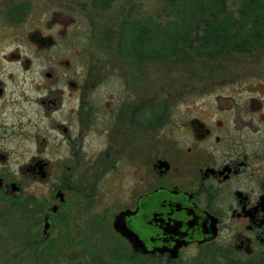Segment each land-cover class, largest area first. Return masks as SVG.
Returning a JSON list of instances; mask_svg holds the SVG:
<instances>
[{"label": "flooded vegetation", "instance_id": "af4514ba", "mask_svg": "<svg viewBox=\"0 0 264 264\" xmlns=\"http://www.w3.org/2000/svg\"><path fill=\"white\" fill-rule=\"evenodd\" d=\"M13 11L7 25L32 24ZM58 16L45 22L55 34L21 41L30 52L66 38L75 19ZM116 42L114 55L107 39L109 54L38 55L43 84L8 93L0 82V227L13 262L264 264V72H188L178 86L171 71L163 87L161 62L121 56ZM5 58L26 74L38 63L19 49Z\"/></svg>", "mask_w": 264, "mask_h": 264}, {"label": "rangeland", "instance_id": "374dc122", "mask_svg": "<svg viewBox=\"0 0 264 264\" xmlns=\"http://www.w3.org/2000/svg\"><path fill=\"white\" fill-rule=\"evenodd\" d=\"M164 4L165 0H117L112 9L97 11L92 9L90 0H0V82H4L8 93L19 87L31 86V81L33 86L43 84L42 76L47 71V65L49 64L46 65L44 61L41 63L37 58L38 55L46 57L67 56L79 54L80 51L83 56L109 54V52L114 55L116 54L117 32L122 22L147 16L159 21ZM17 8L21 10V14H18L19 18L21 15L23 19L30 16L32 24H28L26 21L20 23L19 20L16 21L15 19L12 22L13 24L11 23L14 27L7 25L5 13ZM57 14H60L57 17L58 19H62L63 14L65 15L63 17L65 20L75 19V24L69 30V34H67L66 38H61L58 46L49 52H30L31 50L27 49L21 41L26 40L25 37L30 33L34 35L55 34L57 29L49 28L45 22L46 20L51 22L52 18ZM106 39L113 41V46L109 52L102 47L103 44L105 45ZM18 49L20 52L24 51L25 54H30L34 60L38 61L31 74H26L24 69L10 63V58L6 60L7 58L5 57L8 54L16 52ZM222 66L220 71L224 72L226 77L240 72H264V53L255 57L245 56L223 60ZM152 71L155 73L156 80L160 81L159 85L163 87L169 86L170 83H168L169 80H166V78L160 77L169 75L171 71L174 72L176 75L172 76L177 77L176 81L178 86H180L185 81L184 77L186 74L191 72V65L174 66L170 62H167V64L160 63L153 67ZM25 80L26 83L24 84ZM245 80H247V83L242 86L254 85L258 82V80L249 78ZM240 81L237 79L235 82L240 83ZM153 83L154 79H152V84L147 87V90L155 87ZM223 84L227 85L226 83ZM13 146L14 144L12 143L6 144V148ZM19 161L21 160L14 157L10 158L7 164L2 166V170H13ZM1 229L0 227V264H15L12 259V240H10V237L3 235ZM104 243L103 246L105 245L106 248H110L115 244L114 239L107 232L104 237Z\"/></svg>", "mask_w": 264, "mask_h": 264}, {"label": "trees", "instance_id": "16d2710c", "mask_svg": "<svg viewBox=\"0 0 264 264\" xmlns=\"http://www.w3.org/2000/svg\"><path fill=\"white\" fill-rule=\"evenodd\" d=\"M116 1L90 4L107 11ZM117 39L121 56L191 65L193 73L220 71L223 60L264 53V0H165L159 21L149 16L125 20Z\"/></svg>", "mask_w": 264, "mask_h": 264}, {"label": "water", "instance_id": "95a60500", "mask_svg": "<svg viewBox=\"0 0 264 264\" xmlns=\"http://www.w3.org/2000/svg\"><path fill=\"white\" fill-rule=\"evenodd\" d=\"M122 217V216H121ZM121 219V218H120ZM119 217L117 218L116 222H115V228L117 229V231L121 232L123 234V236L127 237L129 239L130 242H132V244L134 246H138L137 244V237L134 236L132 233H130L129 231L127 232L123 226H120L121 221H120Z\"/></svg>", "mask_w": 264, "mask_h": 264}]
</instances>
